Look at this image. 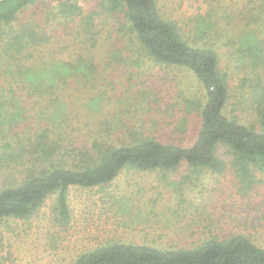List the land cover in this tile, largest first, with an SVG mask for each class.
<instances>
[{
    "label": "rangeland",
    "instance_id": "374dc122",
    "mask_svg": "<svg viewBox=\"0 0 264 264\" xmlns=\"http://www.w3.org/2000/svg\"><path fill=\"white\" fill-rule=\"evenodd\" d=\"M61 1L65 0L30 6L15 21L41 27L48 36L47 42L28 51L29 61L46 70L60 63L58 71L77 72L58 77L47 94L17 91L21 102L15 105L23 108L16 112L17 140L30 145L50 127L64 151L130 133L191 145L201 126L196 102L205 95L196 76L145 55L121 30L123 15L108 12L100 0H74L83 9L74 20L56 16ZM263 1L157 0L162 15L176 23L186 39L210 43L218 50L230 88L226 115L259 129L251 96L259 79L264 86V61L254 67L240 60L232 39L239 38L248 23L264 42V11L260 20L250 21ZM204 17L214 24L212 35L198 39L196 24ZM0 56L3 61L1 49ZM86 66L94 70L89 78L79 75L87 73ZM3 95L10 97V92ZM59 111L61 118L53 122L51 113L55 118ZM1 140L0 152L6 151L10 139ZM3 164L0 189L22 180L33 165L27 157ZM256 175L258 182L247 193L240 190L230 169L213 173L190 169L186 162L170 170L126 168L106 185L72 186L71 219L66 224L54 216L56 193L29 218L0 220V264H74L79 254L110 242L193 247L212 236L224 239L242 233L264 245V171L257 170Z\"/></svg>",
    "mask_w": 264,
    "mask_h": 264
},
{
    "label": "trees",
    "instance_id": "16d2710c",
    "mask_svg": "<svg viewBox=\"0 0 264 264\" xmlns=\"http://www.w3.org/2000/svg\"><path fill=\"white\" fill-rule=\"evenodd\" d=\"M43 1L47 0H0V49L5 55L3 61L0 56V135L1 139H10L5 142L7 150L0 152V167L4 166V160L18 161L25 157L32 159L33 164L22 180L0 189V220L29 218L56 193L54 216L58 223L66 224L71 219L68 195L72 186L106 185L126 168L170 170L186 162L190 169H208L213 173L230 169L242 192L247 193L255 186L257 170L264 171V86L261 80L253 85L251 96L260 129L226 115L230 88L220 68L218 50L210 43L186 39L176 23L162 15L157 0L100 1L108 12L123 15L125 22L121 23V30L131 36L140 51L158 63L189 70L204 85V99L196 102L201 126L195 141L183 146L130 133L111 142L95 139L90 146H71L70 151H64L65 147L52 138V130L47 127L33 143L31 140L32 150H28L29 144L17 140L20 129L15 128L20 125V114L16 112L23 109L15 105L21 102L16 98L17 91L22 88L30 95L47 94L44 92L56 85L58 77L77 73L58 71L62 67L60 63L46 70L29 61L28 51L47 42L48 36L41 27L28 22L15 25V21L24 10ZM58 7L56 16L69 20L83 14L82 7L74 0L61 1ZM258 8L250 21H257L258 17L260 20L264 1ZM206 20L204 17L203 22L196 24L198 39L212 35L214 24ZM239 33V38L232 39V44L237 45L238 58L257 67L264 61V42L248 23ZM91 68L79 75L89 78L94 71ZM6 92H10L11 98L2 96ZM60 115L59 111L54 118L51 113L53 122L59 121ZM222 151L226 157L222 156ZM74 264H264V245L242 233L224 239L212 236L193 247L110 242L79 254Z\"/></svg>",
    "mask_w": 264,
    "mask_h": 264
}]
</instances>
